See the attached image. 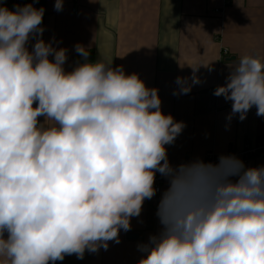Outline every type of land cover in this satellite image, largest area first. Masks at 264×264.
Segmentation results:
<instances>
[{"label":"clouds","instance_id":"9594fccd","mask_svg":"<svg viewBox=\"0 0 264 264\" xmlns=\"http://www.w3.org/2000/svg\"><path fill=\"white\" fill-rule=\"evenodd\" d=\"M13 8L0 6V264H56L119 244L156 196L157 173L168 183L160 227L137 244V264H264V165L230 154L173 166L165 146L186 125L162 112L157 88L89 62L79 43L83 62L65 71L67 49L42 38L45 9ZM234 64L213 95L231 102L229 121L253 107L264 117V62ZM175 83L173 95L190 92L185 78Z\"/></svg>","mask_w":264,"mask_h":264},{"label":"crops","instance_id":"0c3cea01","mask_svg":"<svg viewBox=\"0 0 264 264\" xmlns=\"http://www.w3.org/2000/svg\"><path fill=\"white\" fill-rule=\"evenodd\" d=\"M28 3L45 9V42L55 38L54 46L67 49L65 71L76 66L74 46L79 43L93 53L89 62L121 66L125 74H138L148 88L159 90L162 112L186 125L174 144L165 146L173 166L204 160L209 151L219 157L264 141V117L256 116L254 107L243 121L238 116L229 121L231 102L213 95L237 58L250 55L264 62V0H63L59 12L55 0H14L12 10ZM223 49L229 55L221 59ZM177 77L185 78L190 92L172 94ZM194 77L200 83L193 84ZM245 165L262 166L264 158ZM167 187L165 182L162 192ZM161 193L145 200L131 230L121 231L119 244L109 241L107 250L86 251L83 259L65 256L56 264H137L142 255L137 244L159 230L155 212ZM130 233L138 238L127 239Z\"/></svg>","mask_w":264,"mask_h":264},{"label":"built area","instance_id":"2783aa9c","mask_svg":"<svg viewBox=\"0 0 264 264\" xmlns=\"http://www.w3.org/2000/svg\"><path fill=\"white\" fill-rule=\"evenodd\" d=\"M13 2H14V0H0V6H4V5L9 6V5H11V3L13 5ZM215 13L218 15H222L223 12L220 10H216ZM228 55H229V51L227 49H223L221 52V59L223 57L228 56ZM231 155L237 156L244 163H248L253 158H256V157L264 158V141H259L255 145H251L249 143H246L241 152H238V153L232 152ZM217 160H218V156L216 155V153L214 151H209L206 153L203 161L215 163V162H217ZM190 161H192V160L186 159L182 163H187ZM165 182H167V180L164 177H162L159 173H157L155 185H154V187H156L158 189L157 194H160L162 192L163 184Z\"/></svg>","mask_w":264,"mask_h":264},{"label":"trees","instance_id":"16d2710c","mask_svg":"<svg viewBox=\"0 0 264 264\" xmlns=\"http://www.w3.org/2000/svg\"><path fill=\"white\" fill-rule=\"evenodd\" d=\"M10 10H12V3L11 5L7 6ZM76 62H83L82 61V58L79 56V54H77L75 56V59H74ZM88 60L89 61H92L93 60V53L92 52H89V57H88Z\"/></svg>","mask_w":264,"mask_h":264},{"label":"water","instance_id":"95a60500","mask_svg":"<svg viewBox=\"0 0 264 264\" xmlns=\"http://www.w3.org/2000/svg\"><path fill=\"white\" fill-rule=\"evenodd\" d=\"M230 60L234 61L235 58L233 57V58L230 59ZM137 238H138V235H137V234H134V233H130V234L127 235V239H129V240H135V239H137Z\"/></svg>","mask_w":264,"mask_h":264}]
</instances>
